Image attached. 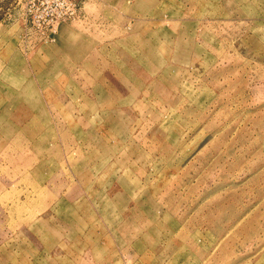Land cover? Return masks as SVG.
Here are the masks:
<instances>
[{"label":"rangeland","instance_id":"obj_1","mask_svg":"<svg viewBox=\"0 0 264 264\" xmlns=\"http://www.w3.org/2000/svg\"><path fill=\"white\" fill-rule=\"evenodd\" d=\"M38 5L0 0V264H264V0H88L53 39Z\"/></svg>","mask_w":264,"mask_h":264},{"label":"built area","instance_id":"obj_2","mask_svg":"<svg viewBox=\"0 0 264 264\" xmlns=\"http://www.w3.org/2000/svg\"><path fill=\"white\" fill-rule=\"evenodd\" d=\"M88 0H41V5L31 10L29 29H37L53 39L61 21H84L88 18ZM29 31V30H28Z\"/></svg>","mask_w":264,"mask_h":264},{"label":"crops","instance_id":"obj_3","mask_svg":"<svg viewBox=\"0 0 264 264\" xmlns=\"http://www.w3.org/2000/svg\"><path fill=\"white\" fill-rule=\"evenodd\" d=\"M121 14V16H122V18L124 19V22L126 23V22H129V20H127L129 17H130V14H126V12H124V11H119V13H117V15L119 16ZM128 17V18H127ZM130 20H131V18H130ZM131 23V22H130ZM136 23V22H135ZM130 26V25H129ZM133 27L131 28V30H130V32L131 33H134L135 31H134V28H135V24H133L132 25ZM141 28V26L140 27H138V30ZM143 28V27H142ZM118 31H121V30H119V28H118ZM125 31H128V30H125ZM134 31V32H133ZM130 36L131 35H129V38H130ZM124 76V75H123ZM120 77V78H122V79H128V78H126V77ZM95 94H97V92H98V88H95ZM4 91V94H2V91L0 92V97L2 96V95H6L5 94V89L3 90ZM105 93H107V92H105ZM101 94H103V92H101ZM5 99H0V110H4L6 107H7V104L5 103ZM33 106V105H32ZM31 106V112H38V108H37V106H35V107H32ZM5 117L6 116H3V120L5 121V122H3V121H0V126H2V128L4 129V131H2V132H0V143H3V142H5V140H6V132H5V127H6V123H8V122H6V119H5ZM11 124H15V127L16 126H18V127H16L17 129H23V127H25V128H28V127H31V126H33V124H34V126H35V128H34V134H31V137H35V135L38 133V121H33L32 119L30 120V121H27V120H23L22 122H20V123H18V122H16V121H14V122H10ZM1 130V129H0ZM37 139V137L36 138H33V139H29L28 141H30V142H34L35 140ZM0 154H1V152H0ZM90 264H100V263H96V262H94V263H90Z\"/></svg>","mask_w":264,"mask_h":264}]
</instances>
